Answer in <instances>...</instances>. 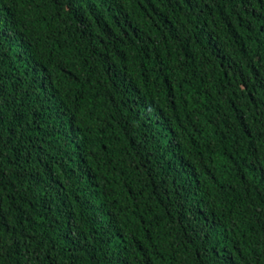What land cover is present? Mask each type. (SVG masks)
I'll use <instances>...</instances> for the list:
<instances>
[{
    "label": "trees",
    "instance_id": "obj_1",
    "mask_svg": "<svg viewBox=\"0 0 264 264\" xmlns=\"http://www.w3.org/2000/svg\"><path fill=\"white\" fill-rule=\"evenodd\" d=\"M0 264H264V0H0Z\"/></svg>",
    "mask_w": 264,
    "mask_h": 264
}]
</instances>
